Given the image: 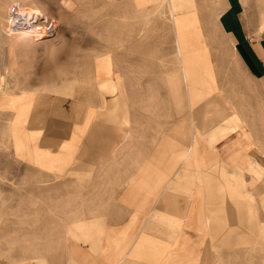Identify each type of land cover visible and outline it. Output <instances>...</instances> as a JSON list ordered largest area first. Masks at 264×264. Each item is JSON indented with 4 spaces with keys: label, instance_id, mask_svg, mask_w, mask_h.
Instances as JSON below:
<instances>
[{
    "label": "crops",
    "instance_id": "crops-1",
    "mask_svg": "<svg viewBox=\"0 0 264 264\" xmlns=\"http://www.w3.org/2000/svg\"><path fill=\"white\" fill-rule=\"evenodd\" d=\"M147 2L136 0L137 9L148 10L136 18V34L149 27L133 54L120 37L121 45L97 55L108 58L106 69L94 67L96 96L105 81L113 92L101 89L100 104L79 103L100 111L106 99L112 115L68 138L55 134V141L32 130L37 134L19 149L35 168L62 171L54 179L78 173L83 186L79 219L70 224L76 237L64 233V257L53 252L55 244H43L26 264H264V0H214L222 39L204 34L200 0L188 10L191 18L173 14L169 0ZM184 19L192 21L189 34L180 33ZM164 30L174 44L176 33L178 53L163 50ZM217 39L225 42L219 54ZM167 82L183 113L173 119L163 117ZM29 94L19 101L22 113ZM68 101H60L67 111L57 104L56 115L82 114ZM38 152L55 159L36 162ZM19 260L1 264H25Z\"/></svg>",
    "mask_w": 264,
    "mask_h": 264
},
{
    "label": "rangeland",
    "instance_id": "rangeland-1",
    "mask_svg": "<svg viewBox=\"0 0 264 264\" xmlns=\"http://www.w3.org/2000/svg\"><path fill=\"white\" fill-rule=\"evenodd\" d=\"M153 1L163 0H148L145 6ZM169 1L173 14L181 12L179 17L193 16L194 13L188 12L193 0H188V3L180 7L177 0ZM200 1L199 15L204 34L216 33V38L222 39L215 23L214 0ZM14 2L15 0H0V101L9 100V104L7 102L0 105V264L1 259L21 262L19 258H23L25 264L30 263L31 260L28 258L35 256L39 246L45 244H55L53 252L56 251L57 255L64 257L66 251L63 244L66 238L64 233L67 230V235L71 233L76 237L74 227L71 228L70 224L71 222L76 224L79 219V197L83 188L79 184V176H77L79 174L67 172L65 175L72 179H54L64 176L60 174L62 171H51V174H47V170L35 168L36 164L32 163L29 154L19 149L25 147L37 134L32 130L41 129V136L45 133L51 134L55 141V134L62 133L68 138V134L76 131L75 128L77 132L86 128L91 119L112 115L105 112L111 106L110 101L107 104L106 99L105 109L100 111L94 108L86 109L85 104L82 105L83 107L79 104L81 99L84 100L82 103L100 104L102 91L113 92L111 85L105 81L104 85L99 87L100 91L98 90L99 102L96 96L94 67L106 69L102 64L108 55L104 57L97 55L103 51L107 53L113 43L121 45L122 42L133 54L131 51L136 48V43L143 41L142 39L148 35L149 27L145 24L144 34L141 35V32L136 34V18L140 17L141 13L144 15V12H148L146 9H137L139 6L136 0H22V2L17 0L16 3ZM14 6L15 12L12 13ZM172 6L176 8L173 10ZM22 8L28 10L24 19L21 16ZM39 16L46 18V21L40 24L45 25L51 34L44 35V27L32 23V20L40 18ZM171 16L169 11L172 27L175 28ZM260 16V29L264 31V10H261ZM121 17H124L123 25L119 22ZM186 20L180 21L181 24L183 22L182 27L192 26V21ZM195 24L197 27V23ZM120 27L124 28L122 32L119 31ZM198 30L199 28L195 32ZM203 31L201 30L202 33ZM170 32V30L163 31V50L176 48L178 53L176 33L174 44L169 39ZM120 37L124 40H120ZM18 38L22 40L18 42ZM212 44L216 54L225 49V42L218 39ZM144 59L146 60L141 58V61L144 62ZM171 79L172 82L176 80ZM167 84L163 96H168L169 103L163 104V117L173 119L178 114L177 111L180 113L182 111L179 110V104L172 103L176 99L173 95L174 87L170 82ZM25 92L32 96L22 113L23 105L19 101L27 94ZM63 98L69 100L68 104L77 105V108L82 110V114L68 118L63 116L65 112L61 111L56 115L57 104H61L67 111V107L60 102ZM23 99L25 102L26 98ZM180 113V116L183 115ZM83 124L84 127L80 128ZM68 143L77 142L75 139ZM32 155L36 162L42 164L55 159L47 153L38 152ZM63 155L66 154L61 156ZM48 175L53 176L52 179H48ZM87 189L88 192H92L94 186H88ZM170 190L176 192V189L170 188ZM186 197L184 196L185 199ZM187 204L188 202L185 201V207ZM173 245L170 244V249ZM171 252L168 253L169 256Z\"/></svg>",
    "mask_w": 264,
    "mask_h": 264
},
{
    "label": "bare ground",
    "instance_id": "bare-ground-1",
    "mask_svg": "<svg viewBox=\"0 0 264 264\" xmlns=\"http://www.w3.org/2000/svg\"><path fill=\"white\" fill-rule=\"evenodd\" d=\"M12 1H14V0H12ZM16 1L17 0H15L14 3H16ZM18 1L22 2V0H18ZM177 2H178V4H180L179 5V7H180L183 4L188 3L189 1L188 0H177ZM174 8H176V6H174ZM21 11H22V13H21L22 19L26 18V15L28 14V10L22 8ZM191 28H192L191 26H185V27L180 26V33L181 34H189L191 32Z\"/></svg>",
    "mask_w": 264,
    "mask_h": 264
},
{
    "label": "built area",
    "instance_id": "built-area-1",
    "mask_svg": "<svg viewBox=\"0 0 264 264\" xmlns=\"http://www.w3.org/2000/svg\"><path fill=\"white\" fill-rule=\"evenodd\" d=\"M13 12H15V6H14L13 9H12V13H13ZM39 17H40V18H35V19H33V20H32V23L37 24V26L44 27V29H45V30H44V32H45L44 35H45L46 33L51 32V31L48 32V28H47L45 25H41V24H40L41 22L44 23V22L46 21V20H45L46 18H42V16H39ZM52 25H54V24H52ZM52 29H53V27H52ZM52 33H53V32H52ZM49 34H51V33H49Z\"/></svg>",
    "mask_w": 264,
    "mask_h": 264
}]
</instances>
